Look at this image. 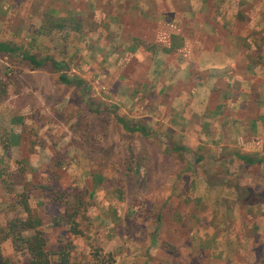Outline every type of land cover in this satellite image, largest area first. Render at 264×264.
<instances>
[{"label":"rangeland","instance_id":"rangeland-1","mask_svg":"<svg viewBox=\"0 0 264 264\" xmlns=\"http://www.w3.org/2000/svg\"><path fill=\"white\" fill-rule=\"evenodd\" d=\"M62 5L0 0V41L18 47L0 52V264H32L15 240L38 230L49 264H264V124L249 126L237 146L212 136L264 110L232 108L244 103L233 91L213 95L221 107L205 119L188 117L179 106L201 96L203 88L193 91L199 77L170 87L158 62L125 52L108 58L90 36L105 29L104 40L126 50L122 39L92 14L78 28L77 14L51 13ZM223 7L211 1L205 9ZM258 23L263 34L264 12ZM24 53L46 66L33 68ZM52 59L86 88L62 83ZM263 89L254 92L258 102ZM214 112L218 126L203 123ZM238 120L235 132L246 131Z\"/></svg>","mask_w":264,"mask_h":264},{"label":"crops","instance_id":"crops-1","mask_svg":"<svg viewBox=\"0 0 264 264\" xmlns=\"http://www.w3.org/2000/svg\"><path fill=\"white\" fill-rule=\"evenodd\" d=\"M61 1L63 5L53 7L52 14L60 12L77 14V17L82 18L81 24L77 25L78 28L82 25L86 26V18H88L86 14H92L93 21L98 24L102 21L107 22L109 30L117 37V40L122 39V46L126 45V50L119 49L121 42L105 41L104 35L100 34L104 33L105 29L100 28L98 29L100 33L97 31L90 36L94 38L93 41L96 40L95 37L101 38L100 44L105 47L104 54L108 58L112 59L118 52H125L126 55L142 58L152 64L153 68H156L155 63L158 62L160 67L158 66L157 70L160 69L161 76L167 79L173 78L167 83L170 87L178 78L192 80L194 77H199L193 84L195 87L193 91L200 90L199 87L203 88L201 96L194 98L190 107H186V102L185 105L179 106L183 111H187L188 117L197 115L205 119L208 114L205 113L206 110H218L221 107L220 103L212 106L210 98L213 95L231 96L233 91L236 92L234 94L243 98L244 103L241 105L240 102H232V108H241L244 111L255 105L264 110V101L258 102L254 97L255 90L262 91L264 88V33L257 31L260 26H263V23L258 22L264 12V5H262L264 2L210 0V2L219 4L221 2L224 5L221 12L211 14L205 9L210 3L209 0ZM240 23H243L245 27L242 28L243 25ZM97 53L94 51V54ZM3 112L6 113L5 110ZM213 114L214 117L211 120H203V123L218 126L215 121V112ZM6 118L14 125L13 115ZM239 118H242L239 124L247 127V130L241 133L235 132V123L239 121ZM246 118V114L238 117L235 122H232V126L229 122L228 131L224 129L225 123H223L220 128H217L218 135L212 134V136L222 138V142L227 143L226 145L231 143L237 146V142L247 141V137L250 138L252 134L249 126L261 127L264 124V115L252 118L249 122ZM195 125L198 126L197 123ZM201 135L200 140L211 138L205 133ZM1 152L3 151L0 149L2 159L4 156ZM216 152L219 154L218 148Z\"/></svg>","mask_w":264,"mask_h":264},{"label":"trees","instance_id":"trees-1","mask_svg":"<svg viewBox=\"0 0 264 264\" xmlns=\"http://www.w3.org/2000/svg\"><path fill=\"white\" fill-rule=\"evenodd\" d=\"M18 50L17 46H14L11 43L0 41V52L6 53H15ZM23 58L28 60L33 68H41L46 66V60H39L34 54L24 53ZM52 64L56 70L60 71V80L64 84L76 85L78 87L86 88L85 81L78 76L70 77L65 70L64 62L52 59ZM132 131L145 130L144 126L136 125L131 128ZM240 157L246 162L252 164L256 162V159L246 155H240ZM17 226V224H15ZM21 231L28 230L30 226L25 223L24 226H21ZM16 241H19L22 249L26 250L31 256L32 264H49V254L45 249L46 240L43 234L40 231H36L34 235L30 237H21L20 234L17 235ZM19 250V246L16 247Z\"/></svg>","mask_w":264,"mask_h":264}]
</instances>
